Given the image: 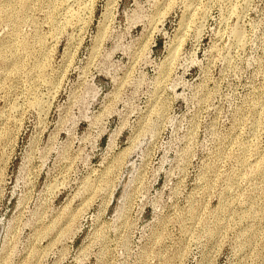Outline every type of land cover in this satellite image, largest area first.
I'll return each instance as SVG.
<instances>
[{"label": "rangeland", "instance_id": "374dc122", "mask_svg": "<svg viewBox=\"0 0 264 264\" xmlns=\"http://www.w3.org/2000/svg\"><path fill=\"white\" fill-rule=\"evenodd\" d=\"M0 264H264V0H0Z\"/></svg>", "mask_w": 264, "mask_h": 264}]
</instances>
